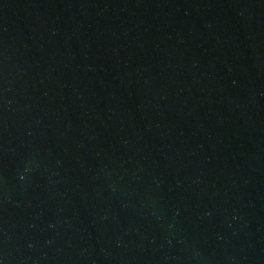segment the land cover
Segmentation results:
<instances>
[{
  "label": "water",
  "instance_id": "1",
  "mask_svg": "<svg viewBox=\"0 0 264 264\" xmlns=\"http://www.w3.org/2000/svg\"><path fill=\"white\" fill-rule=\"evenodd\" d=\"M0 264H264V0H0Z\"/></svg>",
  "mask_w": 264,
  "mask_h": 264
}]
</instances>
